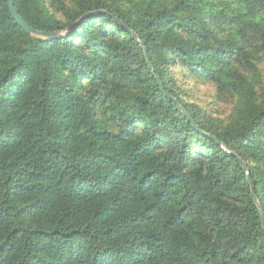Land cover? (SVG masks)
I'll return each instance as SVG.
<instances>
[{
	"label": "trees",
	"instance_id": "obj_1",
	"mask_svg": "<svg viewBox=\"0 0 264 264\" xmlns=\"http://www.w3.org/2000/svg\"><path fill=\"white\" fill-rule=\"evenodd\" d=\"M13 2L0 264H264V0Z\"/></svg>",
	"mask_w": 264,
	"mask_h": 264
},
{
	"label": "water",
	"instance_id": "obj_2",
	"mask_svg": "<svg viewBox=\"0 0 264 264\" xmlns=\"http://www.w3.org/2000/svg\"><path fill=\"white\" fill-rule=\"evenodd\" d=\"M7 5H8V9H9V12L12 16V18L15 20V22L21 27L23 28L27 33L33 35V36H36V37H41V38H56L58 36V33H52V32H43V31H38V30H34L33 28H31L27 23H25V21L19 16L16 8L14 7V2L13 0H7ZM86 16H89V14H87ZM117 23H119L120 25H122L127 31L130 32V34L132 35V37L140 44V46L142 47L143 51H144V55L146 57V61H147V64H148V67L150 69V71L155 74L153 68H152V65L150 63V60L148 58V55H147V51L146 49L144 48V46L140 43V40L138 39V37L136 36L135 33H133L132 31H130L128 29L127 26H125L124 24H122L120 21H118L117 19H114ZM156 80H157V83L159 85V88L161 90V92L163 93V95L165 97H167L168 99H170L171 101H173L175 103V105L177 106V108L182 112V114L188 119V121L192 124V126L194 127V129L213 139L220 147L223 148L221 142L219 140H217L215 137L211 136V135H208V134H205L204 132H202L198 126H196V124L193 122L192 118L190 117V115L184 110L182 109V107L180 106V104L178 103L177 100H175L172 96H170L164 89L160 79L155 76ZM224 149V148H223ZM238 163L241 165V167L243 168V170L245 171V174H246V179H247V182L250 186V192L251 194L254 196V187H253V183L250 179V174H249V171L247 169V166L246 164L238 157H236ZM254 203L258 209V212L260 214V221H261V225H262V228L264 230V220L262 218V210H261V207H260V204L259 202L257 201L256 197L254 196Z\"/></svg>",
	"mask_w": 264,
	"mask_h": 264
},
{
	"label": "rangeland",
	"instance_id": "obj_3",
	"mask_svg": "<svg viewBox=\"0 0 264 264\" xmlns=\"http://www.w3.org/2000/svg\"><path fill=\"white\" fill-rule=\"evenodd\" d=\"M208 94H209V93L204 92V90H202V89L200 88L198 95L195 94V97L198 96L197 101H199V102H201V103H204V104H205V103L207 104V103H209V101H210V99L208 98Z\"/></svg>",
	"mask_w": 264,
	"mask_h": 264
}]
</instances>
